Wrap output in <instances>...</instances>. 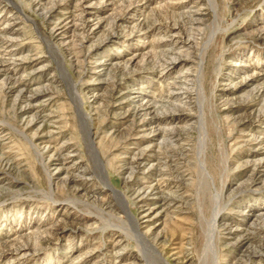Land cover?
<instances>
[{"label":"rangeland","instance_id":"obj_1","mask_svg":"<svg viewBox=\"0 0 264 264\" xmlns=\"http://www.w3.org/2000/svg\"><path fill=\"white\" fill-rule=\"evenodd\" d=\"M215 6L217 18L212 0H0V264H264V0ZM201 53L199 108L186 90ZM85 127L126 213L108 205ZM172 146L183 158L168 161ZM22 243L35 250L15 253Z\"/></svg>","mask_w":264,"mask_h":264},{"label":"bare ground","instance_id":"obj_2","mask_svg":"<svg viewBox=\"0 0 264 264\" xmlns=\"http://www.w3.org/2000/svg\"><path fill=\"white\" fill-rule=\"evenodd\" d=\"M80 11L83 13L84 12V6L83 5H80ZM215 0H212V12L214 13L215 17L217 18V14H216V8H215ZM88 9V8H87ZM86 13V12H85ZM82 14L79 15V17H81ZM76 18V17H75ZM86 18V17H85ZM190 18V17H189ZM216 18L214 21H216ZM199 20V19H198ZM81 22L83 23V27L86 26V28H89V25L87 24V20H81ZM141 24V23H140ZM176 25V24H175ZM141 26V25H140ZM64 27V26H63ZM174 27V25L172 26ZM80 29V28H79ZM81 32V31H80ZM211 39L208 43L212 42L213 40V37H215V32H213L211 34ZM212 40V41H211ZM182 43V41L180 42ZM186 43H184L185 45ZM50 46V43L49 45ZM203 59H204V55L203 53L199 54V70H197V72L193 75L195 79H193V81L196 83L195 85V89L193 90V88L191 89H187L186 90V93H187V96L190 95L189 93L190 92H195L196 94V98L198 97V107L200 108L201 107V102H200V98H204V88H203V67H202V62H203ZM181 62V61H180ZM3 64L0 63V71H5V72H8V67H2ZM5 65V64H4ZM65 79L69 80L68 78H66V76H64ZM19 82V81H18ZM10 84V83H9ZM19 84V83H18ZM13 86H15V84H13ZM7 89V88H6ZM8 90V89H7ZM12 90V89H11ZM38 92H41V91H38ZM168 94V93H167ZM185 94V93H184ZM172 95H173V92H172ZM190 98V96H189ZM189 102V101H188ZM142 106V105H141ZM139 109V108H138ZM139 111V110H138ZM163 118L162 116H160L158 113L157 114H154L152 117H151V120L149 123L148 122H145L144 120L141 119V122L139 123V125L137 126L138 128H141V129H146L148 125H151V124H158L156 122H159L161 121ZM201 120H202V127H203V117H201ZM86 123V122H85ZM85 130V134L87 136V141H88V148L93 156V159H94V163H95V169H94V172L99 174L101 177L100 178V181L101 183L103 184V186L108 189L116 198V202L111 204L108 203L109 207H112L113 205L116 206L119 210H121L123 213H126L125 212V203L124 201L121 200V198L119 197V193H117L115 190L111 189V187L109 186L108 182L105 180V174H104V170H103V167H102V162H101V158L99 157L98 155V152H97V149L95 147V143H94V140L90 137V129L89 131L87 132V128L85 127L84 128ZM146 131V130H145ZM166 134H171L170 136V139L174 138V139H178L180 134L175 132V131H165ZM145 134L141 135V137H144ZM169 139V140H170ZM166 142V141H165ZM164 144V142H163ZM171 144L167 145V146H170ZM48 146V145H47ZM47 146H43L44 148L47 149ZM173 150L170 151V153H165L166 154V158H168L169 160L168 161H175L177 159H181L183 158V154H184V148H174L172 146ZM166 150L168 149L165 148ZM146 150L147 148H145L144 150H139L138 153L134 154L133 157L130 159L129 163H128V166L126 167L127 169V172H128V179L132 178L134 175H135V172L137 170H139L140 166L144 163L145 160V157H146ZM37 155L39 156V158L41 160H43V151L39 148H36L35 149ZM58 152V151H57ZM173 153V154H172ZM167 154H170V155H167ZM46 157V156H45ZM163 158V157H162ZM128 162V160H127ZM165 162V161H164ZM163 162V163H164ZM161 162L159 161V164ZM43 166L45 167V164H43ZM161 166V165H159ZM166 166V165H165ZM177 166V165H176ZM174 166L172 170H174L176 172H179L180 170L177 169V167ZM204 166H202L203 168ZM163 168V167H162ZM166 168V167H165ZM179 168V167H178ZM255 173V172H254ZM257 173V171H256ZM82 180V179H81ZM76 181V180H75ZM82 186V185H81ZM150 189V187L148 188ZM155 189V188H154ZM142 189H138L136 192L142 196V198L144 197V194H140ZM201 191V208H200V213L202 214V218H201V222H202V225L206 226L208 228V231L209 233L208 234H202L201 235V238H204V240H209V244L211 245V241H212V235H213V232L216 231V216H217V211H215V202H216V199L217 197L215 195H213L211 193V177L209 175V173L207 172L206 168L204 167L202 172H201V177L198 178L197 180V192L195 193V197L197 198V202L199 203V192ZM222 195V193H221ZM219 197L221 198V196L219 195ZM70 204H72L73 206H77L76 203L72 202V201H69ZM155 205V204H154ZM151 210V209H149ZM210 210V211H209ZM91 214V213H90ZM209 214L210 218H211V221H209L208 219H206V215ZM93 215V214H92ZM95 215V214H94ZM100 218V217H99ZM131 226L133 227V231H134V234L135 236L141 241V243H143L145 245V248L146 250L149 249V251L152 252V250L154 251L153 249V245L150 244L147 240H146V237L144 236V234L142 232H139L138 231V226H137V223L136 222H131ZM264 240V239H263ZM39 241V240H38ZM12 249L14 250L15 253H22L25 254V252H28V251H32V250H35V247H34V244L33 245H29L28 243H22V244H17V245H14L12 247ZM152 249V250H151ZM2 254V253H1ZM156 256L158 257V254L155 252ZM212 254H213V258L215 256V251L212 247ZM1 257V256H0ZM147 256H143V259H146ZM159 258V257H158ZM204 259V257H203ZM160 261H162L161 258H159ZM213 262L214 264H217V260H215V258L213 259Z\"/></svg>","mask_w":264,"mask_h":264}]
</instances>
